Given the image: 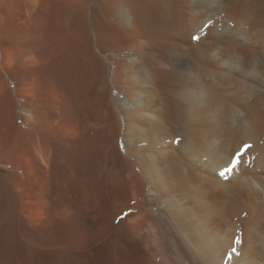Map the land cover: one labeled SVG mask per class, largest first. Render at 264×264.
Listing matches in <instances>:
<instances>
[{
  "label": "bare ground",
  "instance_id": "6f19581e",
  "mask_svg": "<svg viewBox=\"0 0 264 264\" xmlns=\"http://www.w3.org/2000/svg\"><path fill=\"white\" fill-rule=\"evenodd\" d=\"M0 264H264V0H0Z\"/></svg>",
  "mask_w": 264,
  "mask_h": 264
},
{
  "label": "snow or ice",
  "instance_id": "6c2138e0",
  "mask_svg": "<svg viewBox=\"0 0 264 264\" xmlns=\"http://www.w3.org/2000/svg\"><path fill=\"white\" fill-rule=\"evenodd\" d=\"M206 26H207V25H205V27H206ZM190 38L193 39V40H197V41L200 39L199 36H191ZM176 142H177V143L180 142V138H179V136L177 137V141H176ZM121 148L123 149V144H122V143H121ZM251 148H252V145H251V144H249V143H244V144L242 145V147L236 149V150H235V155H234V157H233V159H232V162H231V165H230L229 167L225 168L223 171H221V172L219 173L220 176H222V177H224V178H227L226 173H230L231 171H233V169H235V168L240 164L241 159H242V157L244 156V154H245L246 152H248ZM124 215H127V213H125ZM240 243H241L240 238L237 237L236 240H235V244H240ZM233 253L236 254V255H239V253L237 252L236 248H235V247H232V248H231V251L228 253L229 258H231V255H232Z\"/></svg>",
  "mask_w": 264,
  "mask_h": 264
}]
</instances>
